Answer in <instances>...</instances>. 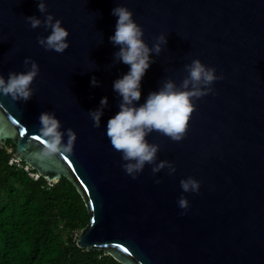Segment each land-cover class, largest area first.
Masks as SVG:
<instances>
[{"label":"water","instance_id":"1","mask_svg":"<svg viewBox=\"0 0 264 264\" xmlns=\"http://www.w3.org/2000/svg\"><path fill=\"white\" fill-rule=\"evenodd\" d=\"M45 3L69 32L63 53L45 51L36 38L50 29H32L25 20H43L38 0H0V74L7 79L9 71H26L25 57L40 68L29 100L0 94V141L11 138L13 155L49 181L64 175L76 186L90 213L76 244L105 250L123 264H264V0ZM118 5L132 10L149 46L157 35L167 36L160 55L150 53L154 62L141 80L137 106L165 79L179 85L192 59L223 76L213 93L194 101L183 140L155 131L146 137L160 145L157 162L175 165L172 175L167 168L153 175L145 165L132 179L106 135L121 100L113 82L130 68L113 63L119 46L109 37ZM93 76L98 86L91 85ZM102 97L108 106L95 128L88 111ZM45 111L54 112L61 131L76 133L72 154L33 157L41 147L39 116ZM189 176L200 182L198 193L182 191L180 180ZM181 195L189 201L187 210L178 206Z\"/></svg>","mask_w":264,"mask_h":264},{"label":"clouds","instance_id":"2","mask_svg":"<svg viewBox=\"0 0 264 264\" xmlns=\"http://www.w3.org/2000/svg\"><path fill=\"white\" fill-rule=\"evenodd\" d=\"M38 10L44 14L43 20L36 16L25 17L32 29L41 26L45 31L50 29L49 35L37 36V43L45 51L63 53L69 47L68 30L62 26L61 19L54 18L48 12L45 0H38ZM112 14L118 19L114 35L109 40L114 46H119V50L113 55V63L122 62L130 68L113 82V90L121 100L119 111L107 121L106 135L113 149L121 153L124 161L121 167L132 179L137 178L145 165L152 166L153 175L165 168L168 169V175H172L176 171L175 165L167 160L157 162L160 145L149 143L146 137L155 131L175 142L183 140L190 118L196 110L194 101L213 93L212 85L223 79V76H218L214 67L206 66L199 59H192L191 63L183 66L187 75L179 85L173 79H165L158 91L150 92L146 101L137 106L136 102L141 97V80L154 62L150 53L159 56L162 45L167 44V36L163 33L157 35L149 46L143 39V28L133 19L132 10L118 5L112 9ZM23 64L26 71H9L7 79L0 74V94L10 96L13 101H27L34 95L31 85L40 72L39 65L30 57H25ZM90 83L98 86L99 81L93 76ZM107 106V97H102L99 106L88 111L93 127H100L103 110ZM39 122L38 137L41 147L39 151L32 153L35 159L45 161L57 155L73 153L76 133L72 128L61 131V121L54 112H42ZM65 135L66 143L63 142ZM154 183L159 184L160 180L156 179ZM180 186L185 193H198L200 182L189 176L180 180ZM177 203L181 209L187 210L189 207V201L183 195L178 198Z\"/></svg>","mask_w":264,"mask_h":264},{"label":"trees","instance_id":"3","mask_svg":"<svg viewBox=\"0 0 264 264\" xmlns=\"http://www.w3.org/2000/svg\"><path fill=\"white\" fill-rule=\"evenodd\" d=\"M14 149L11 138L0 141V264H123L76 244L90 221L82 195L64 175L49 181L24 160L11 162Z\"/></svg>","mask_w":264,"mask_h":264},{"label":"built area","instance_id":"4","mask_svg":"<svg viewBox=\"0 0 264 264\" xmlns=\"http://www.w3.org/2000/svg\"><path fill=\"white\" fill-rule=\"evenodd\" d=\"M18 160H19L18 158H12L11 159V162H13V161H16L17 162ZM32 175H34V177H37L38 174H32Z\"/></svg>","mask_w":264,"mask_h":264},{"label":"snow or ice","instance_id":"5","mask_svg":"<svg viewBox=\"0 0 264 264\" xmlns=\"http://www.w3.org/2000/svg\"><path fill=\"white\" fill-rule=\"evenodd\" d=\"M20 134H21V135H24L25 133H24L23 131H21ZM37 139H39V138H37ZM125 251H126V249H125Z\"/></svg>","mask_w":264,"mask_h":264}]
</instances>
